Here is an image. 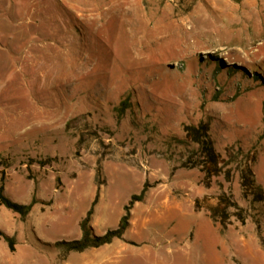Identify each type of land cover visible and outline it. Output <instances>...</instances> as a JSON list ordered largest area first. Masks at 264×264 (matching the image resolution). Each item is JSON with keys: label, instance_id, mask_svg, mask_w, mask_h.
Here are the masks:
<instances>
[{"label": "rangeland", "instance_id": "1", "mask_svg": "<svg viewBox=\"0 0 264 264\" xmlns=\"http://www.w3.org/2000/svg\"><path fill=\"white\" fill-rule=\"evenodd\" d=\"M202 121L233 168L210 188L184 167V126ZM230 155L253 161L264 191V0H0V186L16 203L38 200L26 222L0 205V231L16 239L11 252L0 237V264H59L56 244L81 238L97 177V236L146 184L132 221L157 220L128 233L133 249L115 264H186L146 259L181 230L188 249L206 230L208 260L217 238L230 264H248L242 249L255 246L264 257V204L244 197ZM223 192L244 224L211 220Z\"/></svg>", "mask_w": 264, "mask_h": 264}, {"label": "trees", "instance_id": "2", "mask_svg": "<svg viewBox=\"0 0 264 264\" xmlns=\"http://www.w3.org/2000/svg\"><path fill=\"white\" fill-rule=\"evenodd\" d=\"M185 139L183 143L188 146H193L192 155L189 157L187 164L184 167L198 169L203 175V183L207 188L212 186L214 178L224 176L227 181L233 177V168H227L229 161L222 159L215 148L214 140L211 136V127L208 122H200L184 126L183 129ZM231 163H237L240 173V186L243 190L245 198L253 197V201L259 204H264L263 188L257 183L255 174L252 169L253 161L248 158L239 157L235 159L229 156ZM43 164V163H42ZM8 166H6L7 168ZM5 179V173L2 172ZM98 191L95 200L92 203L90 210L85 218L80 222L81 238L70 242H59L56 244L60 248L61 254L59 264L66 261V258L73 253L81 254L92 249H100L107 245H111L116 240H125V234L131 228L132 211L137 203H143L148 193L149 185L146 184L139 195H133L129 203L124 207V215L116 229L108 230L104 235L97 236L93 228V220L96 207L100 201V187L103 185L97 177ZM38 200L35 198L30 204H19L12 201L5 193L4 185L0 186V205L7 210L20 217L23 222H26L31 215L33 208L37 205ZM209 216L214 223H219L223 230L227 229L231 223V218L236 217L241 223L247 220V212L235 202L231 195L223 192L219 196V201L216 206L208 208ZM0 237L8 243L11 252L15 251L16 239L9 237L0 231ZM51 247L50 245H48Z\"/></svg>", "mask_w": 264, "mask_h": 264}, {"label": "crops", "instance_id": "3", "mask_svg": "<svg viewBox=\"0 0 264 264\" xmlns=\"http://www.w3.org/2000/svg\"><path fill=\"white\" fill-rule=\"evenodd\" d=\"M176 210H183V209L178 208ZM149 216L151 217V214H149ZM149 216L147 218H143L142 221L140 222L141 224H139L138 221L136 222V220H133L132 227L125 234V239H129L128 233L131 230H134V227L135 228L137 227V230L139 231L140 229H143L145 231L146 228H148V226L155 225L157 223V220L155 218L154 219L150 218ZM122 217L123 214L121 218ZM173 222H176L175 228L178 226H180L181 228L182 222H178V221H173ZM205 231L206 230H203L204 236L201 237L199 236V230H198V235H197L198 239L196 240L194 245H191L189 249L187 248V244H184L185 233H183L182 230H181L182 233L181 240H179V238L176 237V235H173L171 237L167 236L169 240L167 241L168 243L166 244L167 246L166 249L161 251L157 248L159 246L156 245L155 247L156 253L149 250V252H147L146 254V259L147 260L150 258L152 259V257L157 259L162 255L166 254V255H174V256L179 255L178 259L180 260V262L182 263L183 261H185L186 264H192L193 262H196V264H230L229 259H230V254L232 253L231 246L224 244L225 241L220 240L219 238H217V241L213 239L214 244L212 245L211 248V252H212L211 259L208 260V258L204 256L205 251L203 245L207 237ZM96 233L100 235V234H104L105 231L104 233H98L96 230ZM221 241L223 242L222 244ZM199 247H201L202 252L198 253V256H200L198 260L195 258L197 253H195L194 250H196L195 248H199ZM245 247H246L245 245L242 244L240 245V248H245ZM131 249H133L132 246L128 245L125 242V240H116L111 245H107L100 249H92L85 253L77 254L76 256H75L76 253H73L68 258V260L65 261L64 264H115L117 261L123 259V255L126 254ZM242 251L244 255H246V258L248 259L249 262L248 264H264V257L261 249L258 246H255L254 249H250V248L246 250L242 249ZM73 259L75 260V262L71 263Z\"/></svg>", "mask_w": 264, "mask_h": 264}]
</instances>
